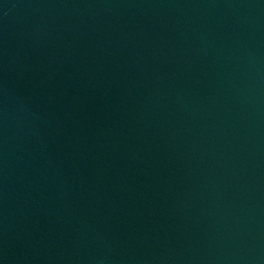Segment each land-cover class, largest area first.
Masks as SVG:
<instances>
[{
    "label": "water",
    "instance_id": "95a60500",
    "mask_svg": "<svg viewBox=\"0 0 264 264\" xmlns=\"http://www.w3.org/2000/svg\"><path fill=\"white\" fill-rule=\"evenodd\" d=\"M0 264H264V0H0Z\"/></svg>",
    "mask_w": 264,
    "mask_h": 264
}]
</instances>
